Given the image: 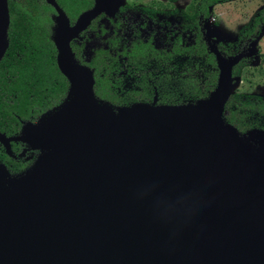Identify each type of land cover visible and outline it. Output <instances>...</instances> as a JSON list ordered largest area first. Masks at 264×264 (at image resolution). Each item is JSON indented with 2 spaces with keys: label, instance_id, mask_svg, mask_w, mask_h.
I'll return each instance as SVG.
<instances>
[{
  "label": "water",
  "instance_id": "water-1",
  "mask_svg": "<svg viewBox=\"0 0 264 264\" xmlns=\"http://www.w3.org/2000/svg\"><path fill=\"white\" fill-rule=\"evenodd\" d=\"M9 23L0 0V59ZM75 31L55 37L66 97L14 138L40 156L16 175L0 163V264H264V130L224 120L252 49L209 44L218 77L205 98L115 110L76 63Z\"/></svg>",
  "mask_w": 264,
  "mask_h": 264
},
{
  "label": "flooded vegetation",
  "instance_id": "flooded-vegetation-1",
  "mask_svg": "<svg viewBox=\"0 0 264 264\" xmlns=\"http://www.w3.org/2000/svg\"><path fill=\"white\" fill-rule=\"evenodd\" d=\"M201 1L100 0L96 4V0H55L67 18V23L59 25L58 11L54 5L47 0H29L26 6L31 7L35 2L42 10L44 28L55 51L54 61L50 62L55 73L48 79L40 75L39 65L32 58L36 40L26 35L24 30H20L23 34L8 50L10 36L7 30L8 47L0 59V80L23 85L18 93L8 91L10 87L0 92L1 98L6 99L10 107V115L0 113V133L7 139V146L0 142V163L11 175H16L29 169L41 154L40 149L14 138L20 135L26 123L36 124L42 114L59 105L68 93L69 81L58 68L56 59L55 37L60 36L62 30H76L75 36L69 40L75 61L92 72L95 96L115 110L139 103L180 105L179 102L166 101L161 95L165 89H174L172 74L176 70H183L184 63L190 60L196 65V61L200 62L203 56L209 54L216 65L209 44L215 43L218 51L228 57L248 49L264 30L260 24L251 29L249 22L250 25L242 30H255L251 36L239 33L234 42H216L215 36H207L208 30L212 33L211 30L219 28L216 22L209 19L211 8L228 1L206 4L205 9ZM31 8L27 9L32 11ZM94 8L96 11L89 20L82 27L75 28L78 18ZM201 45L204 54L198 56L196 46L200 48ZM242 60L249 62V58ZM56 69L61 75L56 74ZM40 77L45 82L52 77L51 84L47 86L46 83L43 88L44 92V89H48L53 94L51 103L39 100L42 91ZM11 87L14 89L17 86ZM54 95L59 98L55 99ZM32 98L33 102H30ZM259 98L264 102L263 95Z\"/></svg>",
  "mask_w": 264,
  "mask_h": 264
},
{
  "label": "trees",
  "instance_id": "trees-1",
  "mask_svg": "<svg viewBox=\"0 0 264 264\" xmlns=\"http://www.w3.org/2000/svg\"><path fill=\"white\" fill-rule=\"evenodd\" d=\"M224 1L229 0H202L201 4H203V8L205 9L208 4ZM28 2L29 0H9L10 23L8 30L10 41L8 50L13 47L18 36L23 34L20 30H24L26 35H30V37L35 38L36 40V44L33 46L35 47L33 53L34 57L32 58L39 65L40 75H45L46 79H48L51 74L55 73L50 65V62L54 61L55 51L52 43L49 41L47 31L44 28V20L41 18L42 10L35 2L31 5L32 8L26 6ZM28 7L31 8L32 11L27 9ZM250 23L251 29L252 27L256 28L257 24L264 26V8H261L258 11V13L251 19ZM251 29L242 30L241 34L251 36L255 32V30ZM240 38L241 37L239 36V39ZM196 54L198 56L204 54L203 45H201L200 48L196 46ZM203 57L200 62L196 61V65L192 64L191 60L184 63L183 70L179 71L178 69L172 74V77L175 79L172 80V82H174L172 84V86L174 85V89H165L161 93L162 97L166 98V101L179 102L181 104L195 102L197 99L205 98L210 91L213 90L217 82L218 70L211 54ZM6 58L7 56L5 55L4 59ZM244 66H246V62L245 60H241L233 68V74L239 76ZM56 74L61 75L57 69ZM42 77H40V91L41 89L42 91L39 95V100L42 103H44V100L46 101L45 103H51L50 99L53 94H50L48 89H44V92L43 88L46 83L47 86L51 84L50 79L52 77L47 82H45ZM22 85L23 83L20 82L16 85L12 84V82L10 83L0 80V92L3 90L5 91L10 87L8 91H11V93H18L19 87ZM11 86L17 87L12 89ZM43 94L45 98L43 97ZM54 98L58 99L59 96L54 95ZM30 102H33V98L30 99ZM9 108L6 99H3V97L1 98L0 94V113L3 112V114L10 115ZM224 110L226 111V114H224V120L234 125L240 132H245L252 128L264 129V102L258 95L253 96L241 92H234L227 100Z\"/></svg>",
  "mask_w": 264,
  "mask_h": 264
},
{
  "label": "rangeland",
  "instance_id": "rangeland-1",
  "mask_svg": "<svg viewBox=\"0 0 264 264\" xmlns=\"http://www.w3.org/2000/svg\"><path fill=\"white\" fill-rule=\"evenodd\" d=\"M181 1L189 3L188 0ZM261 8H264V0H232L215 4L211 8L212 15L209 17L210 21L216 22L217 28L219 27L214 31L216 33L215 41H236L244 26H249L250 20ZM252 42L249 47L252 49L253 55L249 57V62L241 70L233 92L264 96V30H261L253 44Z\"/></svg>",
  "mask_w": 264,
  "mask_h": 264
}]
</instances>
